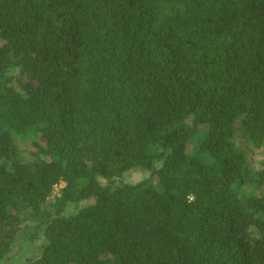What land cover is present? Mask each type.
I'll return each mask as SVG.
<instances>
[{"label":"trees","instance_id":"16d2710c","mask_svg":"<svg viewBox=\"0 0 264 264\" xmlns=\"http://www.w3.org/2000/svg\"><path fill=\"white\" fill-rule=\"evenodd\" d=\"M244 143L264 0H0V263L264 264Z\"/></svg>","mask_w":264,"mask_h":264},{"label":"rangeland","instance_id":"374dc122","mask_svg":"<svg viewBox=\"0 0 264 264\" xmlns=\"http://www.w3.org/2000/svg\"><path fill=\"white\" fill-rule=\"evenodd\" d=\"M244 146L247 148L249 152V158L252 166L255 169H259L262 167V161L264 160V148L254 150L250 145L244 143ZM151 172L145 169H134L132 171L127 172L120 178L115 179H106V178H100V182L102 185H113V186H119V185H125V184H136L139 182H142L148 178H150ZM65 185V183H61L59 186L55 189V194H60L62 187ZM86 202H81L78 204H69L66 210L67 214H71L76 212L80 207L84 206ZM43 243V238H39L35 242H28L25 244V249L23 252L24 256H30L32 252H29V249H36L37 247L41 246ZM13 261H16L13 259ZM11 261V263H13ZM23 260L19 259L16 261V263H21ZM0 264H3L2 262ZM14 264V263H13Z\"/></svg>","mask_w":264,"mask_h":264}]
</instances>
